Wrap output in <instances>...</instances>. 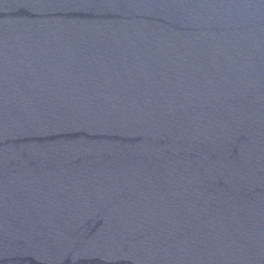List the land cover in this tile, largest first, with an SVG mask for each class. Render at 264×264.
I'll use <instances>...</instances> for the list:
<instances>
[{"label":"water","instance_id":"water-1","mask_svg":"<svg viewBox=\"0 0 264 264\" xmlns=\"http://www.w3.org/2000/svg\"><path fill=\"white\" fill-rule=\"evenodd\" d=\"M0 264H264V0H0Z\"/></svg>","mask_w":264,"mask_h":264}]
</instances>
